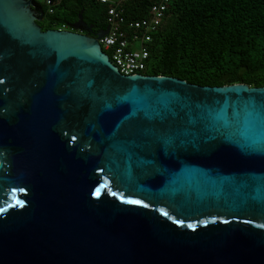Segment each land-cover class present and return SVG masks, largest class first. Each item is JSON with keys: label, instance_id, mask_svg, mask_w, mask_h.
<instances>
[{"label": "water", "instance_id": "1", "mask_svg": "<svg viewBox=\"0 0 264 264\" xmlns=\"http://www.w3.org/2000/svg\"><path fill=\"white\" fill-rule=\"evenodd\" d=\"M0 0V264H264V87L124 75Z\"/></svg>", "mask_w": 264, "mask_h": 264}, {"label": "trees", "instance_id": "2", "mask_svg": "<svg viewBox=\"0 0 264 264\" xmlns=\"http://www.w3.org/2000/svg\"><path fill=\"white\" fill-rule=\"evenodd\" d=\"M154 1L129 0L125 17L147 16ZM35 5L44 11L38 21L43 30H70L81 13L86 23L108 27V5L96 0H63L54 13ZM149 49L145 75L203 86L264 87V0H171Z\"/></svg>", "mask_w": 264, "mask_h": 264}, {"label": "built area", "instance_id": "3", "mask_svg": "<svg viewBox=\"0 0 264 264\" xmlns=\"http://www.w3.org/2000/svg\"><path fill=\"white\" fill-rule=\"evenodd\" d=\"M54 13L63 0H35ZM108 5L109 32L99 39L104 52L124 75L143 73L150 58V45L166 16L171 0H155L148 15L139 19L125 17L124 3L129 0H96Z\"/></svg>", "mask_w": 264, "mask_h": 264}, {"label": "flooded vegetation", "instance_id": "4", "mask_svg": "<svg viewBox=\"0 0 264 264\" xmlns=\"http://www.w3.org/2000/svg\"><path fill=\"white\" fill-rule=\"evenodd\" d=\"M106 29V28H105ZM99 24L86 23L85 26H82L77 31L86 35L94 36L95 33L101 31Z\"/></svg>", "mask_w": 264, "mask_h": 264}]
</instances>
